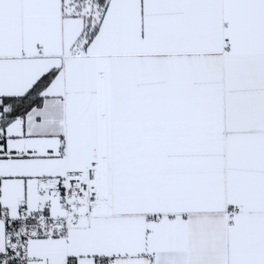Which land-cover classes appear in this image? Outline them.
<instances>
[{
    "label": "snow or ice",
    "instance_id": "6c2138e0",
    "mask_svg": "<svg viewBox=\"0 0 264 264\" xmlns=\"http://www.w3.org/2000/svg\"><path fill=\"white\" fill-rule=\"evenodd\" d=\"M0 264H264V0H0Z\"/></svg>",
    "mask_w": 264,
    "mask_h": 264
}]
</instances>
